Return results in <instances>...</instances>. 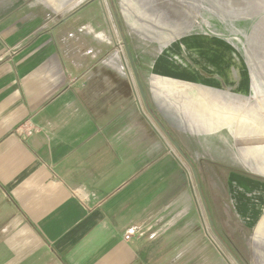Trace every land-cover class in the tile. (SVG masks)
Wrapping results in <instances>:
<instances>
[{"label":"crops","instance_id":"obj_1","mask_svg":"<svg viewBox=\"0 0 264 264\" xmlns=\"http://www.w3.org/2000/svg\"><path fill=\"white\" fill-rule=\"evenodd\" d=\"M80 2L0 0V264H182L168 263L161 237L196 199L158 128L188 163L203 153L234 166L235 149L261 150L258 117L244 133L238 117L258 110L242 101L250 80L242 66L236 87L224 73L234 50L202 35L155 61L101 55L112 25ZM178 107L199 135L171 138ZM130 228L138 234L126 240Z\"/></svg>","mask_w":264,"mask_h":264},{"label":"rangeland","instance_id":"obj_2","mask_svg":"<svg viewBox=\"0 0 264 264\" xmlns=\"http://www.w3.org/2000/svg\"><path fill=\"white\" fill-rule=\"evenodd\" d=\"M88 2L101 6L112 25L113 41L101 43L100 53L113 60L118 56L126 58L127 47L130 56L140 55L155 61L158 55L164 54L163 50L190 35L222 39L234 50L238 60L224 65V73H235L237 78L232 80L237 87L242 66L245 69L250 88L242 101H257L258 110L251 113L250 109H243L238 117L246 118L243 124L250 123L243 127V133L244 129L252 128L251 124L257 125L254 118L258 117L261 150L244 157L235 149V165L231 167L222 161H207L205 158L209 156L203 153L202 161L191 159L188 163L156 124L169 151L187 172V181L196 199V208L186 216L185 224L165 229L161 242L167 245L164 253L168 263L264 264V196L257 186H264V173L255 162L258 154L264 159V0H257L253 9L248 0H81L79 5ZM116 20L124 30L122 33ZM180 53L171 52L179 64L187 58ZM148 64L152 63L144 61L139 67ZM203 74L208 75V71L203 70ZM176 111L170 117L177 129L169 133L171 138L199 135L200 131L187 122L182 108ZM191 166L196 170V177ZM179 254L182 257L174 259Z\"/></svg>","mask_w":264,"mask_h":264},{"label":"built area","instance_id":"obj_3","mask_svg":"<svg viewBox=\"0 0 264 264\" xmlns=\"http://www.w3.org/2000/svg\"><path fill=\"white\" fill-rule=\"evenodd\" d=\"M136 234H138V229L137 228H130L125 234V239L129 240L132 237H134Z\"/></svg>","mask_w":264,"mask_h":264},{"label":"water","instance_id":"obj_4","mask_svg":"<svg viewBox=\"0 0 264 264\" xmlns=\"http://www.w3.org/2000/svg\"><path fill=\"white\" fill-rule=\"evenodd\" d=\"M126 49H127V52H128V56H129V58L131 59V56L129 55V50H128V48L126 47ZM176 144V143H175ZM177 145V144H176Z\"/></svg>","mask_w":264,"mask_h":264}]
</instances>
